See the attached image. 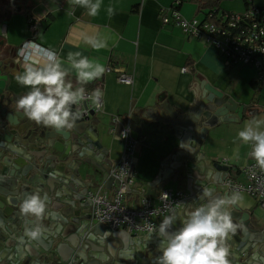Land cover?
I'll return each instance as SVG.
<instances>
[{"label":"water","instance_id":"obj_1","mask_svg":"<svg viewBox=\"0 0 264 264\" xmlns=\"http://www.w3.org/2000/svg\"><path fill=\"white\" fill-rule=\"evenodd\" d=\"M1 47L0 264H157L161 238L145 245L134 239L137 234L113 231L93 218L89 192L97 187H119L111 175L115 166L99 142V112L87 101L73 106V111L80 113L79 119L72 129L59 132L29 119L24 124L26 117L10 109L5 95L11 66L1 58ZM246 113L250 114L246 106L207 87L186 109L165 103L153 116L149 112L132 118L135 133L142 135L145 127L152 130L156 128L153 124L160 122L170 128L177 144L164 158L154 180L140 182L143 197L157 198L168 184H180L189 194L182 203L188 207L187 216L208 202L201 197L205 189L213 197L232 193L227 187L228 180L235 179L232 168L209 156L205 149L219 129L238 122ZM34 192L47 196L41 221L19 212L22 200ZM230 212L237 225L226 240L230 264H264V231L252 228L250 216L243 215L237 205ZM37 225L43 235L32 240L26 231ZM180 226L177 219L174 228ZM154 234L158 233L148 235ZM130 250L133 252L128 253Z\"/></svg>","mask_w":264,"mask_h":264},{"label":"crops","instance_id":"obj_2","mask_svg":"<svg viewBox=\"0 0 264 264\" xmlns=\"http://www.w3.org/2000/svg\"><path fill=\"white\" fill-rule=\"evenodd\" d=\"M194 1L186 0L179 7L178 11L187 20L197 16L198 8ZM250 3L253 7H264V0H251ZM173 4L174 0H102L99 14L91 17L86 9L73 6L71 0H0V8H3V11L0 10L1 58L10 62L11 66L10 85L5 92L10 109L19 113L16 101L29 91L16 82L17 73L23 69L16 62L15 55L30 37L29 22L34 19L41 24L38 44L54 49L62 59H66L69 52L80 51L105 66L104 75L85 87L99 89L103 93L102 110L96 116V123L99 142L108 151V158L114 166L123 153V144L111 133L114 118L128 115L134 118L149 112L153 116L165 103L172 108L186 109L201 91L210 87L250 111L238 122L219 129L205 149L209 156L219 158L224 165L230 166L235 179L244 181L242 171L254 160L250 157L251 145L243 144L237 134L249 120H264V86L258 85L256 95L252 88L256 79L246 66L227 67L205 39L189 38L180 28L163 26L162 11L171 9ZM109 6L115 10L111 17L107 13ZM220 8L227 13L243 14L246 3L244 0H224ZM87 37L103 39L107 47L94 50L85 43ZM11 56L12 60L9 59ZM109 67L112 71L107 72ZM183 68H188L189 72L183 74ZM119 74L133 78V84H120L117 81ZM67 80L74 87L78 86L74 72ZM158 123L161 124L155 122L153 126L156 128L152 130L145 127L142 135L136 133L141 138L138 137L140 144L129 201L138 202L143 198L140 182L154 180L161 171L164 158L177 145L170 128ZM166 188L186 191L180 184H168ZM116 190L113 187L105 192L111 198ZM242 195L243 205H237L241 213L250 216L252 228L264 231V209L253 197ZM187 210V206L181 205L175 212L178 219L185 218ZM162 220L158 221L157 228ZM137 235L134 239L140 243L142 240L145 245L160 239L158 234ZM117 249L122 251V245L118 244Z\"/></svg>","mask_w":264,"mask_h":264},{"label":"clouds","instance_id":"obj_3","mask_svg":"<svg viewBox=\"0 0 264 264\" xmlns=\"http://www.w3.org/2000/svg\"><path fill=\"white\" fill-rule=\"evenodd\" d=\"M73 6L86 9L87 15L96 17L101 9L102 0H71ZM109 17L115 14L113 7L107 8ZM85 43L99 51L107 47V42L97 37H87ZM22 72L17 73L16 82L29 89L16 101V109L38 125L56 131L70 130L80 117L73 106L90 102L99 109L102 107L103 93L99 89L90 94L86 85L100 79L105 66L98 60L82 55L80 51L69 52L62 59L52 48L44 47L34 41H27L17 53ZM74 72L77 87L67 80ZM243 144H250V157L255 167L264 172V120H249L237 134ZM183 148V147H182ZM208 202L181 218V226L174 228L178 219L175 212L163 218L161 224H149V233L157 232L161 238V255L157 264H230L226 240L236 231L230 208L243 205L244 197L239 191L228 195L213 197L209 189L201 193ZM47 196L39 192L28 194L20 203L19 212L33 221L43 220L47 208ZM32 240L42 237V228L37 225L26 231Z\"/></svg>","mask_w":264,"mask_h":264},{"label":"built area","instance_id":"obj_4","mask_svg":"<svg viewBox=\"0 0 264 264\" xmlns=\"http://www.w3.org/2000/svg\"><path fill=\"white\" fill-rule=\"evenodd\" d=\"M178 3L176 1L171 9L162 11L163 26L180 28L189 38L205 39L227 67H251L257 73L256 81L264 86V7H252L243 14L224 15L218 21L203 20L201 17L187 20L178 11ZM28 28L30 37L27 41L37 43L41 24L31 19ZM110 71L109 67L107 72ZM188 72V68L182 69L183 74ZM117 81L127 86L133 84V78L125 74H119ZM93 108L97 112L102 110V107ZM113 123L111 133L123 144L121 159L111 171V175L119 181V187L111 198L102 187L89 192L93 218L113 231H125L131 235L152 234L147 231V226L152 224L157 227L160 219L176 212L189 199V194L184 190L166 188L156 200L143 197L138 202L129 201L141 137L138 138L134 131L131 115L116 117ZM242 175L244 181L228 180V189L253 197L264 209V172L255 167L253 161L245 167Z\"/></svg>","mask_w":264,"mask_h":264},{"label":"trees","instance_id":"obj_5","mask_svg":"<svg viewBox=\"0 0 264 264\" xmlns=\"http://www.w3.org/2000/svg\"><path fill=\"white\" fill-rule=\"evenodd\" d=\"M176 1L179 2L177 7L179 9L182 3L186 0H174V2ZM223 1L224 0H195L194 2L198 8V13L196 17H201L203 20L218 21L221 19L222 16L231 14L221 10L220 6ZM250 1L251 0H244V2L246 3V10H249L253 7ZM173 6L174 4L172 5V7ZM258 85L260 84L257 81L252 82V88L254 89L256 95L258 93ZM92 91V87L86 88L87 93L90 94Z\"/></svg>","mask_w":264,"mask_h":264},{"label":"rangeland","instance_id":"obj_6","mask_svg":"<svg viewBox=\"0 0 264 264\" xmlns=\"http://www.w3.org/2000/svg\"><path fill=\"white\" fill-rule=\"evenodd\" d=\"M261 5H263V4H261ZM246 70L249 71V72H251L254 75V79H257V73H256V71L254 69H252L251 67L246 66Z\"/></svg>","mask_w":264,"mask_h":264}]
</instances>
